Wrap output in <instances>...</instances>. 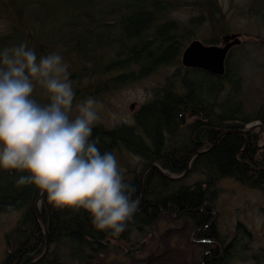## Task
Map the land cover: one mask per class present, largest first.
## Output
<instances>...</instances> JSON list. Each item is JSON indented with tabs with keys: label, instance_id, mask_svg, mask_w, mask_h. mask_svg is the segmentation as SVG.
Wrapping results in <instances>:
<instances>
[{
	"label": "trees",
	"instance_id": "obj_1",
	"mask_svg": "<svg viewBox=\"0 0 264 264\" xmlns=\"http://www.w3.org/2000/svg\"><path fill=\"white\" fill-rule=\"evenodd\" d=\"M63 1L59 5L64 6L60 20L53 13L52 28L42 29L41 16L35 9L40 0H0V9L6 11L8 20L14 21L12 30L0 37V48L26 42L38 58L59 53L69 65L75 90L83 88L82 96L90 90L99 93L147 76L163 65L176 66V70L154 98L136 112L133 124L108 128L97 122L93 127L91 138L99 137L102 154L124 149L138 158L132 169L124 170L125 181L136 188L134 199L144 173L139 209L125 231L113 234L111 230H98L85 210L58 208L42 193L39 208L49 248L35 264H102L97 259L107 252L111 240L128 242L132 231L143 233L170 210L176 217L192 220L200 244L214 243L200 256V264H230L234 248L227 250L214 233L216 184L228 177L259 189L264 195V149L256 145L258 133L252 130L247 134L226 133L209 150L192 155L201 147L209 148L224 131L245 129L247 123L255 120L261 123L260 138L264 140V102L250 114L242 100L233 104L228 101L229 95L219 98L227 82L234 92L241 86L238 78L229 76L228 61L222 76L182 66L184 42L204 16L189 18L187 24L163 19L180 0ZM74 55L83 62L71 59ZM133 66L136 70L131 69ZM97 72L112 75L87 83ZM34 98L41 102L35 94ZM186 111L197 118L183 127L181 115ZM191 157L188 173L197 172L204 177L193 184L169 179L155 167L146 170L157 164L168 174L179 175ZM20 175L26 173L0 169V214L19 212L15 225L5 234L8 250L1 264H27L40 256L45 247L35 210L39 189L31 184L18 186Z\"/></svg>",
	"mask_w": 264,
	"mask_h": 264
},
{
	"label": "rangeland",
	"instance_id": "obj_2",
	"mask_svg": "<svg viewBox=\"0 0 264 264\" xmlns=\"http://www.w3.org/2000/svg\"><path fill=\"white\" fill-rule=\"evenodd\" d=\"M62 3L63 0H40L38 7L36 5L38 16H41L42 29L50 28L51 24L55 23V20L52 22L50 18L53 13L60 20L64 11L62 9L64 6H59ZM177 4L164 15L163 19H174L180 24H187L189 18L204 16V20L196 26L189 40L184 42V48L194 39L205 44H211L210 40L215 39L216 44H220L224 34L240 33L241 43L230 49L226 62L228 61L229 76L238 78L241 86L234 92L231 91L232 84L227 82L219 98L224 99L229 95L231 99L228 101L233 104L237 100H242L245 110L254 114V108L264 102V0H180ZM27 11L29 17L30 10ZM5 12L0 9V37L9 33L13 28L11 25L14 24L13 20H8L4 15ZM71 59L80 64L83 62L76 55ZM85 65L89 66L87 63ZM175 67L163 65L147 76L112 86L99 93L90 90L83 96L84 93L81 92L83 88L75 90L73 85L76 93L74 106L87 97H93L102 104L98 110L100 115L98 123L108 128L121 124L131 125L136 112L144 103L154 98L155 93L160 91L159 89L174 73ZM131 69L136 70V67L133 66ZM110 75L112 73L97 72L95 75L92 74L90 79L87 78L89 80L86 82L97 81ZM34 94L41 98V103L47 102L41 89ZM112 113L115 114V119L110 115ZM183 116V127L197 118L196 115L190 114V111L184 112ZM256 122L259 123L256 120L247 123L245 128H250ZM256 130L258 133L259 128L253 129ZM256 145L264 149V140L259 137L256 139ZM200 149L206 150L208 147ZM114 154L120 168L125 171L132 169L138 162V158L131 156L124 149ZM202 179L204 177L200 173L192 172L181 181L184 184H193ZM216 190L217 195L213 203L214 233L221 239L223 247H227V250L234 248L230 264H264L262 191L242 185L228 177L217 181ZM18 217L19 212L0 214V264L8 250L5 234L13 228ZM238 224L241 225L239 229ZM141 243H144V246L138 251L127 252L128 248L139 247ZM207 243L200 244L189 217H176L170 210L163 212L143 233L132 231L128 242L111 240L109 249L98 257L97 263L200 264V256L214 246V243Z\"/></svg>",
	"mask_w": 264,
	"mask_h": 264
},
{
	"label": "clouds",
	"instance_id": "obj_3",
	"mask_svg": "<svg viewBox=\"0 0 264 264\" xmlns=\"http://www.w3.org/2000/svg\"><path fill=\"white\" fill-rule=\"evenodd\" d=\"M68 69L59 53L38 58L26 42L0 50V169L26 173L18 186L34 185L54 206L83 209L98 230L119 234L140 200L115 154L91 138L102 104L87 97L74 106Z\"/></svg>",
	"mask_w": 264,
	"mask_h": 264
},
{
	"label": "water",
	"instance_id": "obj_4",
	"mask_svg": "<svg viewBox=\"0 0 264 264\" xmlns=\"http://www.w3.org/2000/svg\"><path fill=\"white\" fill-rule=\"evenodd\" d=\"M241 43L240 39V33H226L221 37L220 44L211 43V44H205L201 42L198 39L191 40L187 46L183 49L180 57V61L183 67L185 68H192V69H198L205 71L209 74L216 75V76H222L225 73L226 70V60L228 53L230 49L235 46L239 45ZM132 107V106H131ZM182 123H184V116L181 115ZM258 127L259 132L257 134V139H259L260 134L262 133V126L261 123L256 122L253 125L250 126L248 129H229L224 131L223 133L219 134L217 139L213 142V144L206 150H197L193 155H196L198 153H201L203 151L209 150L213 145L216 144V142L226 133L230 132H241L244 134H247L249 131H252L254 128ZM192 157L187 162V167L185 171L179 175L176 174H168L164 169H162L157 164H151L147 167L146 170H148L150 167H155L162 175L165 177H168L172 180H181L186 177L189 171V164L191 162ZM144 173L142 174L140 180H139V193L138 197L139 200H141L142 196V178ZM42 193L39 190L37 194V198L35 201V210H36V218L37 221L40 223L41 230L43 232L44 238H45V247L40 256L37 258L31 260L27 264H35L39 262L47 253L49 248V237L48 233L45 228L44 221L41 217V212L39 208L40 200H41ZM144 246V243H141L139 247H132L128 248L127 252H136L140 248Z\"/></svg>",
	"mask_w": 264,
	"mask_h": 264
}]
</instances>
